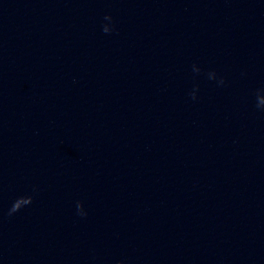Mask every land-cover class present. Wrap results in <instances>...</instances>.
I'll return each instance as SVG.
<instances>
[{"label":"clouds","instance_id":"obj_1","mask_svg":"<svg viewBox=\"0 0 264 264\" xmlns=\"http://www.w3.org/2000/svg\"><path fill=\"white\" fill-rule=\"evenodd\" d=\"M16 205H17V201H16L15 204L13 205V208H12V211H13V212L18 210V208L16 207Z\"/></svg>","mask_w":264,"mask_h":264}]
</instances>
